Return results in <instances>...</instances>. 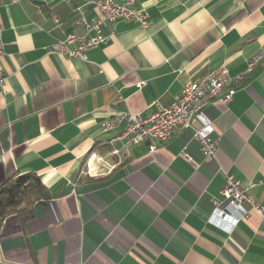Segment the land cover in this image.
<instances>
[{"label":"crops","instance_id":"obj_1","mask_svg":"<svg viewBox=\"0 0 264 264\" xmlns=\"http://www.w3.org/2000/svg\"><path fill=\"white\" fill-rule=\"evenodd\" d=\"M133 6L146 9L150 25L107 20L98 33L108 41L84 58L51 47L66 34H85L79 20L101 18L95 0H0V186L35 173L48 190L33 218L5 219L0 261L264 264L261 213L245 204L249 215L237 221L236 210L223 216L215 205L231 173L264 206V59L235 86L229 103L222 92L192 128L156 143L154 152L150 141L130 147L117 141L119 152L113 151L111 139L130 119L103 130L119 113L149 117L187 81L221 64L243 72L264 46V0H135ZM208 122L219 145L205 162L194 128Z\"/></svg>","mask_w":264,"mask_h":264},{"label":"built area","instance_id":"obj_2","mask_svg":"<svg viewBox=\"0 0 264 264\" xmlns=\"http://www.w3.org/2000/svg\"><path fill=\"white\" fill-rule=\"evenodd\" d=\"M101 12V18L88 23L85 19L79 20L80 24L87 27L85 34L70 33L61 37L52 47L51 51L61 54L81 56L86 58V52L102 43H106L108 36L99 32L105 21L125 20L134 21L142 27L150 25L151 20L145 8L134 7L135 0H127L120 3L115 0H95ZM57 28L63 26L58 16L52 17ZM96 34H91L95 32ZM77 46L72 48L71 45ZM3 29L0 28V54L4 51ZM264 59V46L248 61L246 69L238 74H232L225 64L202 73L196 79L187 81L179 95L175 96L169 103L161 104L149 117L141 118L132 113H119L113 119L104 121L103 130H110L124 119H130V124L119 134L111 139L114 144L113 151L119 152L115 147L117 141H122L123 146L130 147L145 141H150V151L157 149L156 143H164L172 139L178 133L193 127V121L200 111L206 107L215 97H220L224 103H229L236 92L235 86L246 78L255 67ZM5 76L0 71V83L4 85ZM146 82L141 81L140 86ZM194 138L199 142L203 159L211 161L216 156L219 138L216 136V128L212 122L205 123L194 128ZM189 159L192 156L184 152ZM95 161L88 164V172L95 167ZM251 184L250 186H253ZM248 187L231 173H226L225 185L221 191L223 199L215 200V205L223 216L228 215L231 210L238 212L237 221L249 215V209L245 204L259 211L264 218V206L258 203L253 195L248 192ZM231 225L228 229H231Z\"/></svg>","mask_w":264,"mask_h":264},{"label":"trees","instance_id":"obj_3","mask_svg":"<svg viewBox=\"0 0 264 264\" xmlns=\"http://www.w3.org/2000/svg\"><path fill=\"white\" fill-rule=\"evenodd\" d=\"M48 196V190L35 173L18 174L0 186V230L7 217L16 214L26 222L34 216V204Z\"/></svg>","mask_w":264,"mask_h":264},{"label":"water","instance_id":"obj_4","mask_svg":"<svg viewBox=\"0 0 264 264\" xmlns=\"http://www.w3.org/2000/svg\"><path fill=\"white\" fill-rule=\"evenodd\" d=\"M0 264H6V263H4V262L0 261Z\"/></svg>","mask_w":264,"mask_h":264}]
</instances>
